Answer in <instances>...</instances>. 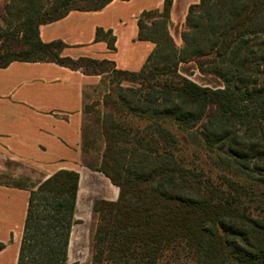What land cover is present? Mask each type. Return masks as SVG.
I'll return each instance as SVG.
<instances>
[{"label":"trees","instance_id":"1","mask_svg":"<svg viewBox=\"0 0 264 264\" xmlns=\"http://www.w3.org/2000/svg\"><path fill=\"white\" fill-rule=\"evenodd\" d=\"M89 1L98 4L84 9L70 7L74 0H6L0 17L7 19H0L19 21L22 44L52 57L7 58L0 45V68L22 61L79 70L64 63L59 41L41 42L38 28L112 0ZM170 6L165 0L161 11L139 16L137 38L154 44L141 69H114L136 87L122 89L109 103L142 125L115 122L111 115L102 122L101 163L87 167L107 177L118 198L93 202L89 264H264V220L244 205L246 191L238 182L264 185V0H199L188 8L180 47L168 30ZM50 7L53 13L42 18ZM95 40L115 49L110 30L97 29ZM187 62L223 87L183 77L178 66ZM181 140L209 154L220 183L181 163ZM78 180L75 172L58 171L29 187L26 180L2 183L29 192L16 264H70Z\"/></svg>","mask_w":264,"mask_h":264},{"label":"crops","instance_id":"2","mask_svg":"<svg viewBox=\"0 0 264 264\" xmlns=\"http://www.w3.org/2000/svg\"><path fill=\"white\" fill-rule=\"evenodd\" d=\"M164 1L112 0L97 11H70L40 25L39 39L59 41L62 58L106 60L115 70L137 72L154 49L152 42L137 38V21L143 12L161 11ZM198 1L171 0L168 30L177 47L182 45L188 8ZM5 2L0 0V12ZM97 29L111 31L114 50L103 40H95ZM178 71L201 87H208L202 83L208 80L221 82L200 74L194 62L179 64ZM102 77L53 62L13 61L0 68V176L31 185L58 171L78 174L77 223L71 228L67 248L70 264H79L89 255L93 202L118 198V188L102 173L89 169L85 159L84 93L99 85ZM28 196L26 189L0 183V264L17 262Z\"/></svg>","mask_w":264,"mask_h":264},{"label":"rangeland","instance_id":"3","mask_svg":"<svg viewBox=\"0 0 264 264\" xmlns=\"http://www.w3.org/2000/svg\"><path fill=\"white\" fill-rule=\"evenodd\" d=\"M96 1L89 0H74L70 4V7L78 8H91L97 5ZM2 11L0 12V14ZM52 9L48 8L47 14L43 15L42 18H46L47 15H51ZM0 18L7 19V17L2 15ZM19 21L12 20L11 24H6L5 21L0 19V45L4 46L2 53L4 57L7 58H19V59H33V58H50L51 55H37L32 50L31 47L23 45L21 42V27ZM34 51V52H33ZM39 53V52H38ZM84 59V58H83ZM78 59L66 58L64 63L69 66H76L83 73H103L101 83L95 87H89L84 93L83 102V113H84V148H85V159L87 165L94 168H98L101 163L102 153L104 151V138L101 130V125L105 116H112V119L117 122H124L130 126L137 127L139 122L136 119L125 118L124 114L116 112L117 108H120L119 104L113 108L109 100L118 101L117 94L122 92L126 88H135L136 85L133 84L134 80H124L127 77L118 74L111 63H99L98 60L84 59L76 61ZM214 77V76H212ZM216 79V77H214ZM211 89L222 88V83L216 80H208V83L202 82ZM123 89V90H122ZM143 127V126H140ZM135 131V130H133ZM182 138V136H181ZM180 139V138H179ZM180 147L176 155L179 157L183 165H188L192 169L202 171L205 176H210L215 182H221L217 179L221 176V173L213 168L208 159V153L201 150L195 145L181 143L177 146ZM231 179H235L230 176ZM236 180V179H235ZM12 180H7L0 176V183H9ZM238 181V180H236ZM19 183V181H17ZM242 186V189L246 191V198L243 199L244 205L249 207L251 214L258 218L264 220V185H258L251 182H244V179L238 181ZM24 184V183H22ZM26 185V183H25ZM27 186H30L28 183ZM97 218L93 215L91 231L93 230L94 224ZM90 231V234H91ZM90 241V240H89ZM89 255H84L79 264H89L90 252H91V241L89 242ZM88 256V257H87Z\"/></svg>","mask_w":264,"mask_h":264}]
</instances>
